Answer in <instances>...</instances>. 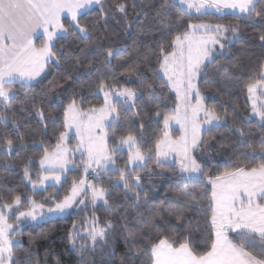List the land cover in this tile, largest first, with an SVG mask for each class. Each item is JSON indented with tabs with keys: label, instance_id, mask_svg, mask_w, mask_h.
<instances>
[{
	"label": "snow or ice",
	"instance_id": "snow-or-ice-1",
	"mask_svg": "<svg viewBox=\"0 0 264 264\" xmlns=\"http://www.w3.org/2000/svg\"><path fill=\"white\" fill-rule=\"evenodd\" d=\"M104 5L0 0V157L25 153L26 189L0 186V264H40L21 226L88 207L67 235L81 255L119 237L121 264H264V0H133L131 20L127 0ZM109 12L138 25L131 48L101 39ZM245 24L258 33L254 66L209 71L248 38ZM212 87H238L245 108L210 105ZM167 172L174 194L150 204L148 181ZM123 202L125 214L97 215Z\"/></svg>",
	"mask_w": 264,
	"mask_h": 264
},
{
	"label": "trees",
	"instance_id": "trees-1",
	"mask_svg": "<svg viewBox=\"0 0 264 264\" xmlns=\"http://www.w3.org/2000/svg\"><path fill=\"white\" fill-rule=\"evenodd\" d=\"M119 2V0H105V8H109L114 3ZM129 4L128 18L133 19V11L130 5L133 0H127ZM137 10H139V4L137 5ZM98 15V7L95 11H92L90 16L87 17V21H95ZM112 13L109 12V23L105 26L101 21V27L98 28L99 35L102 40H106L111 46L121 47L123 45H128L131 48L133 40L139 38V27L136 23L132 24L131 28L126 29L124 24H117L112 18ZM116 19H120L117 15ZM235 22V21H233ZM105 31L107 36H105ZM247 34L248 38L243 42L237 41L233 46H230V51H227L224 55L217 57L216 65L210 68L209 71L214 70L216 66L224 65L225 67H230L237 59L242 61L249 67H253L255 60L251 59L253 54L259 56L261 53L258 33L254 32L250 25H242V34ZM256 41L255 44L252 42ZM57 70L55 68L51 69V75L47 77L44 81V85H47L50 81L56 78ZM135 86V85H131ZM39 91V89H37ZM87 94V93H86ZM211 96L212 99L208 101L210 105H215L218 109H228L231 114L233 106H237L240 110H243L246 106L245 95L241 93L238 87L224 88L222 91L216 87L208 89L205 93ZM89 99L91 97L89 96ZM51 107H56L53 104ZM231 123V119L229 120ZM226 131V130H225ZM177 132L174 129V134ZM212 135L219 136V133L213 132ZM230 136L231 133H228ZM40 137L37 136L36 139ZM30 142V141H29ZM54 143V139L52 140ZM31 149H29V154H31ZM25 153L21 152L19 155L13 154L9 157H0V160H7L9 164L12 165L10 170H5L3 166H0V186L4 188H12L16 191H25L24 185L20 180V168L24 160ZM219 159V156H217ZM35 171V169H33ZM80 170H73L68 174L67 183L64 185L63 189H60V196L66 194L68 188H70L71 180L80 175ZM149 184L154 185L152 192H150V204H159L160 201L165 199V194L167 193L169 197L174 194L175 191V177L172 176L170 172L165 173L164 176H154L148 181ZM107 186V185H105ZM202 187V185H201ZM49 192L53 189L49 188ZM47 195V193H45ZM40 199V197H36ZM116 199H121L119 196ZM127 202H123L121 205L114 209V213H105L102 208L97 211V215L109 216L125 214V206ZM127 210L134 214V208L128 206ZM92 209L88 207L83 212H79L75 215L68 217H57L52 219H47L38 223H28L22 225L23 234L18 237L23 242L24 247H28L30 242L35 249V254L38 257L40 264H102V261H109L110 264H121L122 254L126 251L122 238H117L119 240L118 245H113L112 248L107 250L105 253L101 254L99 250L96 252H85L81 255L78 251L74 250L67 239L69 229H71L73 222H79L84 216L91 214ZM80 241H77L79 244ZM114 255H109L108 253L113 251Z\"/></svg>",
	"mask_w": 264,
	"mask_h": 264
},
{
	"label": "rangeland",
	"instance_id": "rangeland-1",
	"mask_svg": "<svg viewBox=\"0 0 264 264\" xmlns=\"http://www.w3.org/2000/svg\"><path fill=\"white\" fill-rule=\"evenodd\" d=\"M174 129H175V126H174ZM179 133L177 132L176 133V135H178ZM54 218H57V217H54ZM47 219H52V218H46L45 220H47ZM44 221V220H43ZM39 222H41V221H39ZM32 223H38V222H32Z\"/></svg>",
	"mask_w": 264,
	"mask_h": 264
}]
</instances>
